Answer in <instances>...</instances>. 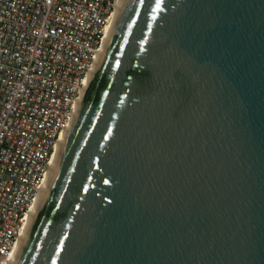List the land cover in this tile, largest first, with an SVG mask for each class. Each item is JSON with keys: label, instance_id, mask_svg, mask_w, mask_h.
Listing matches in <instances>:
<instances>
[{"label": "water", "instance_id": "obj_1", "mask_svg": "<svg viewBox=\"0 0 264 264\" xmlns=\"http://www.w3.org/2000/svg\"><path fill=\"white\" fill-rule=\"evenodd\" d=\"M6 264H264V0H117Z\"/></svg>", "mask_w": 264, "mask_h": 264}, {"label": "built area", "instance_id": "obj_2", "mask_svg": "<svg viewBox=\"0 0 264 264\" xmlns=\"http://www.w3.org/2000/svg\"><path fill=\"white\" fill-rule=\"evenodd\" d=\"M117 0H0V264L12 256Z\"/></svg>", "mask_w": 264, "mask_h": 264}, {"label": "bare ground", "instance_id": "obj_3", "mask_svg": "<svg viewBox=\"0 0 264 264\" xmlns=\"http://www.w3.org/2000/svg\"><path fill=\"white\" fill-rule=\"evenodd\" d=\"M62 139H63V135H62V137H61V139H60V141H62ZM59 141V142H60ZM57 148V147H56ZM55 153H56V151H55ZM54 156H55V154H54ZM54 159V158H53ZM53 162V161H52ZM14 253V252H13ZM12 256H13V254H12ZM12 256L10 257V259H9V261L12 259Z\"/></svg>", "mask_w": 264, "mask_h": 264}]
</instances>
